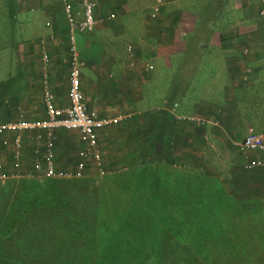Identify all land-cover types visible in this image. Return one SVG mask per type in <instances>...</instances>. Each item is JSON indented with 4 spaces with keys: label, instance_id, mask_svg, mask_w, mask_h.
Listing matches in <instances>:
<instances>
[{
    "label": "crops",
    "instance_id": "1",
    "mask_svg": "<svg viewBox=\"0 0 264 264\" xmlns=\"http://www.w3.org/2000/svg\"><path fill=\"white\" fill-rule=\"evenodd\" d=\"M143 1L97 0L94 29L75 36L87 109L120 117L97 131L106 166L114 170L137 155L207 170L209 141L233 149L236 141L240 150L248 127L264 139V0ZM7 6L0 0L12 29L0 45V54L11 60L0 76V123L42 118L45 85L57 106L68 102L71 54L63 0H9ZM34 132L24 133L19 167L12 163L13 133H0L3 171L31 169ZM66 135L80 145L75 134ZM245 153L246 160L253 156ZM89 170L95 171L93 164Z\"/></svg>",
    "mask_w": 264,
    "mask_h": 264
},
{
    "label": "rangeland",
    "instance_id": "2",
    "mask_svg": "<svg viewBox=\"0 0 264 264\" xmlns=\"http://www.w3.org/2000/svg\"><path fill=\"white\" fill-rule=\"evenodd\" d=\"M3 3L8 8L9 0H3ZM146 3L147 0L143 1V5ZM9 14V10L0 13V45L12 35L9 25L11 20L10 17L7 18ZM6 49L9 52V48L4 45L3 50ZM10 64L8 53L0 54V76L9 70ZM152 85L158 87V84ZM159 94L163 95L161 91ZM218 142H208L212 155L207 159V170L200 165L182 166L186 167L185 169L176 168L172 164L153 163L151 158L145 162L147 157L141 159L137 155H129L118 164L113 170L114 173L98 176L94 170H89V173L79 178L80 180L74 179L81 183L74 184L70 181L72 186L69 181H62L57 179L58 177L52 184L47 182V185H38L30 176H24V173L18 178L0 179V242L14 231L20 222L19 218L22 217L20 213H11L10 208L15 209L16 205H25L34 198L45 195L49 203L56 207L52 211L42 205L44 210L40 212L41 217L50 223L51 232L48 231L46 236H43L44 229L40 230L41 225L35 223L33 227L37 236L27 235V231L24 235L28 246L34 247L35 250L44 249L43 252L39 251L41 255L37 258L51 257L54 261H59V264H84L89 259L90 264H133L137 259L145 262L147 254L157 251L161 245L159 238L155 237L152 242H145V235L156 234L157 230L154 228L158 222H163V226L166 225L169 229H199L195 223H198L202 214L192 211L191 204L198 202L202 206L205 202L208 206L207 211L203 213V221L218 217L217 226L226 229L229 236L242 241L241 246L228 248L238 252L236 259L249 264H264V172L257 169L248 171L244 167L247 156L245 152L237 149L236 141H231L235 149ZM78 147L79 144L72 136H67L66 132H58L55 152L58 165L75 163ZM91 166L92 162L89 168ZM232 170L239 173L240 178H233ZM135 181L143 183V187L147 185L151 191L148 194L140 192L141 190L134 188ZM218 184L234 199V202L221 212L216 211L214 207L216 192L220 188ZM251 184L254 186L251 187ZM153 192L157 193L154 197ZM212 194L215 196H209ZM57 200L60 204L58 208L55 204ZM188 203L190 208L187 210L184 206ZM180 207L188 212L186 218ZM62 214H70V218L67 217L71 224L74 221L67 228L70 235L62 229H57L58 223L55 219L62 218ZM172 217L184 223L188 220V223L177 226ZM78 220L80 228L90 232L96 226L94 235L91 234L89 238L85 230L76 228ZM32 223V220L28 221L27 227ZM111 224L116 229L112 228ZM207 224L206 222L205 225ZM230 224L233 231L229 229ZM207 228L210 229L208 226ZM86 236L87 242L84 240ZM70 238L74 241H70ZM133 244L137 245L134 250L131 249ZM47 246L51 253L46 249ZM118 247H123L120 258L116 256L117 250L121 249ZM15 260L17 264H23ZM11 261L13 260H6L8 264H11Z\"/></svg>",
    "mask_w": 264,
    "mask_h": 264
},
{
    "label": "built area",
    "instance_id": "3",
    "mask_svg": "<svg viewBox=\"0 0 264 264\" xmlns=\"http://www.w3.org/2000/svg\"><path fill=\"white\" fill-rule=\"evenodd\" d=\"M97 0H63V13L67 23L70 43V68L68 70V102L57 106L54 95L48 85L43 88L45 115L32 120L5 121L0 123V133L11 131V157L15 167H19L24 155L23 137L25 132H34L36 147L33 148V166L24 173L35 179L85 176L89 165L95 167V173L103 176L113 172L106 166L103 154L98 148V129L119 120L118 116L98 115L89 111L83 99L80 81V61L77 57L75 36L77 33L91 31L98 22L95 14ZM264 18V9L260 11ZM46 58V56L44 57ZM58 132H71L76 135L80 145L76 151L74 168L58 169L55 163L56 141ZM2 144V143H0ZM243 152H251L244 167L247 170H264V139L253 127L246 129L243 139L237 143ZM21 173L6 172L0 164V179L18 178Z\"/></svg>",
    "mask_w": 264,
    "mask_h": 264
},
{
    "label": "trees",
    "instance_id": "4",
    "mask_svg": "<svg viewBox=\"0 0 264 264\" xmlns=\"http://www.w3.org/2000/svg\"><path fill=\"white\" fill-rule=\"evenodd\" d=\"M237 176L240 178L239 175ZM32 179L36 181L38 185L39 184L47 185V182L52 184L53 180H55L56 178H43V179L32 178ZM57 179H61L62 181H69V184H71L72 181L74 184L81 183L79 181H74V179L80 180L79 178H75V177H71V178L58 177ZM72 185L73 184H71V186ZM217 186H220V188H218V191L216 192L217 196H215L214 194L209 196L211 197L215 196L216 200L214 207L216 211L221 212L222 210L227 209L229 207V204H232L234 202V199L227 194V192L222 188V185L218 184ZM134 188H136L137 190H141L140 192H145L146 194H148L151 191L150 190L151 188H148L147 185L143 187V183H140L139 181H135ZM146 188H148L147 191H144ZM156 195L157 193L156 194L154 193L153 197ZM55 204H57V208L58 205H60L58 204V200L57 203L55 202ZM22 205L20 206L16 205L15 209L14 207L10 208L11 213H16V212L20 213L22 217L19 218L20 222L18 223L14 231L10 232L8 234V237H6L0 242V264H6L7 263L6 260H13L11 261L12 262L11 264H17V261L16 260L14 261V259L21 261L23 264H59V261H54L51 257L37 258V256L41 255L40 252H43L44 249L41 248L40 250H35L34 247H30L28 246V244H26L24 238L26 231H27V235H32V234L36 235L35 233L37 232H34L35 228L33 227V224L35 223L39 224V226L41 225L40 230L44 229L42 232L43 236H46V233L48 231L51 232L50 223L47 222L48 220H44L41 217L40 212L44 210V208H42V205L44 207H48L47 209L51 208L52 211L55 210L56 207H54L53 204L49 203V200L48 198L45 197V195L38 196L33 200L29 201L28 203H26L25 205L23 206ZM207 206L208 205L205 202H203L202 206L198 202L191 204L192 211H199V214H202L199 218L200 220L198 221V223L197 224L195 223V225H197L199 229H195V230L188 228L180 229L179 227L169 229V227H167L166 225L163 226V222H158L154 228V230H157V233L154 234L153 236L146 234L145 242H152L155 237V239L159 238L158 242L161 243V245L157 248V251H152L151 253L147 254L148 255L147 261L143 262V261H139L140 259H137L135 260L136 262L133 264H249L248 262L246 263L244 261L243 262L238 261L236 259L238 252H236V250L234 249L233 250L228 249L229 247L237 248L241 246L243 243L240 239L229 236L226 233L227 232L226 229H222L219 226H217L218 217L211 218L210 221L209 220L203 221V215H204L203 213L207 211ZM184 207L188 210L190 208V204L188 203ZM180 208L181 211H184L183 213L185 214L184 218H186L188 212L185 209H183V207ZM62 215H63L62 218L57 217L55 219V222L58 223L57 229L59 230L62 229V231H66L67 234L70 235L69 232L67 231V228H69L74 223V221L72 224L70 223L68 219V217L70 218V214L67 215L62 214ZM74 217L76 218L77 216L74 215ZM6 218H10V216H6ZM31 220L33 221V223L31 224L30 227H27L28 221ZM79 220H81V218ZM79 220L76 228L85 230L89 238L91 237V234L94 235V230L96 226H94L91 229L92 232H90V230L88 229H84L83 227L80 228ZM172 220L173 222L177 223V226H182L183 224L188 223V220L186 223H184V221L183 222L180 220L176 221L173 217ZM59 222H61V224H59ZM206 222L208 223L207 226L210 227V229H208L207 226L205 225ZM66 223H68V225ZM91 226L93 225L91 224ZM111 226L112 228L116 229L113 226V224H111ZM96 229H98V227ZM229 229L230 231L231 230L233 231V227L231 226V224L229 226ZM74 236L76 235L74 234ZM87 236L84 238L85 241ZM70 241H74V240L70 238ZM78 242H80V240ZM83 244L85 243L83 242ZM136 246L137 245L135 244L131 245V249L132 250L136 249L137 248ZM86 247L88 248V245H86ZM118 248L121 249L117 250L118 252L116 253V256L120 258L119 254L122 252L123 247H118ZM46 249L49 251V253H51L48 246L46 247ZM23 252H26L27 254H22ZM90 254H92V252ZM89 260L85 261L84 264H90Z\"/></svg>",
    "mask_w": 264,
    "mask_h": 264
}]
</instances>
